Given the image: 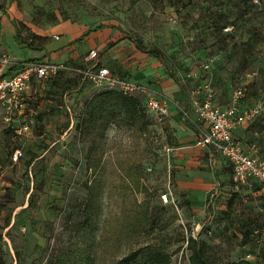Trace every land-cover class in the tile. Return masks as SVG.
<instances>
[{
	"label": "rangeland",
	"instance_id": "1",
	"mask_svg": "<svg viewBox=\"0 0 264 264\" xmlns=\"http://www.w3.org/2000/svg\"><path fill=\"white\" fill-rule=\"evenodd\" d=\"M2 11L24 38L45 36L49 50L66 43L67 26L100 30L107 37L106 48H95L100 63L110 53L130 57L135 50L160 61L162 76L180 83L188 96L200 89L207 76L204 66L210 63L221 107L242 84L247 88L244 107L264 95V0L248 6L235 0H0ZM50 13L58 20H51ZM223 24L229 27L219 30ZM54 33L62 41H55ZM6 50L14 62L29 58L27 48H14L0 23V52ZM37 84L22 114L6 121L0 112V257L5 264H48L63 253L80 257L86 252L95 257V264H120L146 246L163 247L172 264H190V236L207 244L217 264L242 259L264 264L261 184L253 181L239 193L230 179L216 195L213 217L195 213L194 206L205 210V202L185 200L176 188V173L185 172L189 178L197 168L207 173L211 184L212 165L199 168L191 162L177 167L178 145L172 135L177 128L172 129L170 117L158 122L150 113L152 125L145 131L120 117L108 123L106 129L115 123L133 130L137 140L135 151L113 163L103 159L105 132L102 138L92 134L97 151L91 157V137L78 128L99 88L71 72ZM181 103L186 107V100ZM182 122L177 117V125ZM24 125L30 130L18 138L15 130ZM254 126L259 132L248 145L264 156V112ZM200 137L185 143L201 154ZM17 149L22 155L15 160ZM90 163L95 166L88 167ZM163 193L170 195L169 203L162 201ZM88 199L95 208L92 227L84 222Z\"/></svg>",
	"mask_w": 264,
	"mask_h": 264
},
{
	"label": "built area",
	"instance_id": "2",
	"mask_svg": "<svg viewBox=\"0 0 264 264\" xmlns=\"http://www.w3.org/2000/svg\"><path fill=\"white\" fill-rule=\"evenodd\" d=\"M257 3L258 0H253ZM59 40V36H54ZM98 52L94 49L88 54L92 67H73L64 62L28 61L21 63L18 70L11 74L7 68L12 65L9 56L0 55V112L5 113L6 121L11 116L20 115L25 108V95L32 87V81L43 83L52 79L60 72H71L83 80L92 82L99 89H119L126 95H139L143 98L145 109L153 114L158 122L170 116L171 107H178L176 101L162 96L148 85L127 80L114 75L106 67H98ZM207 76L197 92H194L193 106L199 119L207 124V131L198 140V145L211 147L224 155L232 165L231 183L235 191H240L248 184L249 179L257 180L264 186V156L257 151L247 152L242 141L234 135V131L243 124L254 122L264 112V96L252 107L242 108L241 103L246 97V84L238 86L231 95L226 107L215 105V90L212 85L210 63L204 66ZM67 110L71 112L70 108ZM186 116V113L183 112ZM30 130L28 125L15 130L18 138L24 137ZM171 149H169L170 151ZM22 155L20 149L15 151V160ZM161 199L169 203L170 195L163 193ZM187 244V242H186Z\"/></svg>",
	"mask_w": 264,
	"mask_h": 264
},
{
	"label": "crops",
	"instance_id": "3",
	"mask_svg": "<svg viewBox=\"0 0 264 264\" xmlns=\"http://www.w3.org/2000/svg\"><path fill=\"white\" fill-rule=\"evenodd\" d=\"M0 23L5 36L8 39L12 38L13 46L14 48H16V50L27 48L29 58L26 59L25 62L28 60H34L38 62H64L73 67L90 68L94 65L93 62L88 60V53L95 48L101 49L107 47V37L102 35L100 30H82L76 26L70 25L67 26V34L63 36L67 38L64 45L58 47V49L56 50H49L50 41L47 42L46 40L45 50L36 51L18 42V39L16 37L18 32L22 37L24 36L18 30L17 26L12 22V20L7 15H5L3 11L2 13H0ZM88 31H90L89 34L82 40H79ZM104 32L107 33V30H104ZM35 34L45 37L38 33ZM51 36L53 39L54 36L60 37L59 40L54 39L55 41H62L63 39V37L56 33L52 34ZM87 49V53L83 54ZM10 53L11 52L8 50L0 52V55L5 54L9 56L12 61V65L7 68L8 74L14 72L13 67L15 65L21 64V62H14V59L10 55ZM129 53L130 52H128V54ZM59 58L63 59L59 60ZM157 61L158 60H155L153 58L140 55L134 50L130 57H127V54L125 53L122 55L120 53V56L116 57L110 53V55L107 56V58H105L101 63L98 57L96 63L98 67L108 68L114 75L120 76L130 81L148 85L158 91L160 95L171 98L172 100L177 102L178 107L172 106L169 116V122L172 123V129L175 126L177 128V131H172V135L175 137L176 141L174 143H177L178 145L175 148L176 152L174 153V162L177 167L181 169H183L184 166L188 165L187 163L192 162V167L199 166V168H202L204 166L206 167L207 163L209 162L212 165V185L210 184V178L209 176H207V173L199 171V169L197 168H193L194 170L196 169V171L188 173V175L190 176L189 178L185 176V172H180L178 174L176 173V188L181 193V196L187 201H195L196 198H202L200 203L202 204V202H205V210L201 209V207L197 208L194 206V208L198 210L195 213L201 214L202 212H205L206 216H208L207 199L212 196L213 217L216 195L220 193V188H227L226 183L232 178V165L224 155L216 152L211 147L201 148L200 154L199 151L193 152L191 148H189L191 147L189 144L186 145V141H189L197 136H202V134L207 131V124L199 119L193 106L194 91L191 92V94H189L188 96L187 90L180 83L173 80L172 78L165 79L164 76H162V68L164 67V65H162L160 61ZM36 85H38L37 82L35 80L32 81L31 90H29L25 95L24 102H26L33 96V94H35L34 87ZM231 95L232 94H230L229 96V102ZM182 100H186V107H184L181 103ZM215 105L220 106L217 103L216 95ZM223 107L226 106H222V108ZM241 107L246 108L243 104L241 105ZM183 112L186 113V116L183 114ZM177 117H179V119L180 117L181 119H183L181 126H178V123H176ZM198 122H202L200 123L202 125L198 124ZM254 123L255 122L240 125L234 131V135L242 141L247 152L252 151L248 145V142L252 140V136H255L259 132L258 129H255ZM253 181L255 180L249 179L248 184L242 188H251V183ZM237 192L241 193L240 191ZM183 210L186 214L189 213V210H185L184 208ZM208 218H210V216H208Z\"/></svg>",
	"mask_w": 264,
	"mask_h": 264
},
{
	"label": "trees",
	"instance_id": "4",
	"mask_svg": "<svg viewBox=\"0 0 264 264\" xmlns=\"http://www.w3.org/2000/svg\"><path fill=\"white\" fill-rule=\"evenodd\" d=\"M235 1L242 6L254 5L253 0H235ZM48 16L53 21L58 20L57 15H55L54 13H50L48 14ZM228 27L229 26L227 24H223L219 28V30H222L223 28L226 29ZM89 32L90 31L86 32L79 40H82L85 36L89 34ZM16 37L20 44H24L30 49L36 51L45 50L46 37H42L37 34H32L30 38H24L19 34V32L16 35ZM28 61H34V60H28ZM20 66L21 64L15 65L13 67L14 71L18 70ZM61 73L62 72H60L58 75H60ZM57 76H55L54 79ZM80 79L83 80L81 77ZM212 85L214 87L213 76H212ZM143 102L144 101L141 96L126 95L116 88L100 89L87 102L85 107V113L81 119L80 124H78V128L81 129L84 135L91 137V145L89 148L88 155L93 156V154H95L97 151V143L94 135L92 136V134L95 135L99 134L100 137L102 138L105 129L107 127V124L112 121H116L117 119H119V117L120 119H123L128 123L134 125L140 124V127L143 131L147 130L152 125V120L149 116L150 113L145 109ZM93 166L95 165L91 163L88 165V167L90 168ZM229 205H232V202H230ZM207 211H208V216H210L211 218L212 196H210L207 199ZM94 213H95V208H93V202L91 201V199H88L84 209V222L89 227H92V225L95 222ZM142 219L143 217L138 218L137 222L141 223L140 221ZM9 223L10 222L8 221L7 226H9ZM2 239L3 236L2 234H0V241H2ZM187 245H188V249L191 252L189 257L190 264H217L209 257L206 250L207 244L205 242L201 240H197L193 236H190L187 239ZM261 253L264 256V247L262 248ZM140 258L144 260V264H172L171 254L166 252V250L161 246H146L145 248H140L134 252H131L129 255L125 256L122 260H120L119 263L139 264ZM0 264H5L2 257H0ZM48 264H95V257L90 252H86L85 256L80 255V257H76V255H74L73 253H63L60 254L54 262H49ZM228 264H254V263L250 260L242 259Z\"/></svg>",
	"mask_w": 264,
	"mask_h": 264
},
{
	"label": "clouds",
	"instance_id": "5",
	"mask_svg": "<svg viewBox=\"0 0 264 264\" xmlns=\"http://www.w3.org/2000/svg\"><path fill=\"white\" fill-rule=\"evenodd\" d=\"M106 151L103 159L111 160L115 163L116 159L123 154L135 151L137 140L133 130L119 127L115 123L109 125L105 131Z\"/></svg>",
	"mask_w": 264,
	"mask_h": 264
}]
</instances>
